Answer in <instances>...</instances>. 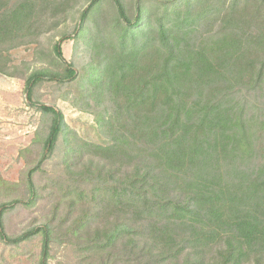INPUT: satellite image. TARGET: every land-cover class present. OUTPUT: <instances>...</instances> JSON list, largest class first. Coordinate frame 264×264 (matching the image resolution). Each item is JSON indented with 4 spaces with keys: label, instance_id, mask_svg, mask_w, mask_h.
Here are the masks:
<instances>
[{
    "label": "trees",
    "instance_id": "1",
    "mask_svg": "<svg viewBox=\"0 0 264 264\" xmlns=\"http://www.w3.org/2000/svg\"><path fill=\"white\" fill-rule=\"evenodd\" d=\"M57 1L0 0L1 72L13 75L10 49L38 32ZM113 1L116 18L104 17V0H91L78 28L87 30L92 52L84 110L105 139L74 136L69 145L108 166L92 191L125 218L114 238L131 241L153 264L183 257V264H264V0H156L138 3L134 18L122 0ZM68 39L76 35L55 45L66 64ZM76 75L67 64L54 78ZM41 77L27 81L32 103ZM41 109L53 117L40 163L69 137L63 112ZM8 205L0 206V219ZM52 231L37 229L40 264H48ZM33 234L2 232L16 244Z\"/></svg>",
    "mask_w": 264,
    "mask_h": 264
},
{
    "label": "rangeland",
    "instance_id": "2",
    "mask_svg": "<svg viewBox=\"0 0 264 264\" xmlns=\"http://www.w3.org/2000/svg\"><path fill=\"white\" fill-rule=\"evenodd\" d=\"M90 1L59 0L50 5L37 24L38 32L10 49L8 69L13 75L0 71V175L10 183L0 186V206L9 204L0 219V264H40L43 235L37 229L44 225L53 230L48 264H153L150 256L141 257L131 241L114 238L113 231L125 218L95 200L93 185L107 179L99 176L107 174L108 166L82 150L73 153L69 145L74 136L99 143L105 139L95 115L84 110L92 52L87 30L78 28ZM122 1L134 18L138 3L149 5L156 0ZM103 3L104 17L116 18L114 1ZM74 34L75 40L62 42V50L77 75L72 80L54 78L64 75L67 67L57 57L55 45L63 36ZM34 73L42 76L33 86L35 104L27 93V81ZM43 104L63 112L69 137L61 136L50 157L40 163L53 117L41 109ZM34 168L35 194L29 182ZM115 175L121 176V171ZM2 232L8 238L35 234L16 244ZM183 262L184 257L179 264Z\"/></svg>",
    "mask_w": 264,
    "mask_h": 264
}]
</instances>
